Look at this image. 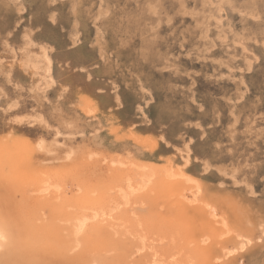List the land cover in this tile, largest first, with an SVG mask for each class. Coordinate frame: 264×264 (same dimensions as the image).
I'll return each mask as SVG.
<instances>
[{
	"label": "rangeland",
	"instance_id": "obj_1",
	"mask_svg": "<svg viewBox=\"0 0 264 264\" xmlns=\"http://www.w3.org/2000/svg\"><path fill=\"white\" fill-rule=\"evenodd\" d=\"M0 221V264H264V0H0Z\"/></svg>",
	"mask_w": 264,
	"mask_h": 264
},
{
	"label": "bare ground",
	"instance_id": "obj_2",
	"mask_svg": "<svg viewBox=\"0 0 264 264\" xmlns=\"http://www.w3.org/2000/svg\"><path fill=\"white\" fill-rule=\"evenodd\" d=\"M43 50H45V49H43ZM44 52V51H43ZM41 54V53H40ZM46 54H47V52H46ZM31 56V55H30ZM43 58H44V56H42ZM43 58H41V60L43 59ZM31 59V58H30ZM50 60L51 59H49V63L51 64L52 62H50ZM46 62H48L47 60H46ZM36 63V62H35ZM37 65H39V64H37ZM43 65H45V64H43ZM42 65V66H43ZM37 67V66H36ZM39 70V69H38ZM41 70V69H40ZM48 73V72H47ZM43 75V74H42ZM46 77V76H45ZM51 80H52V78H51ZM58 134H60V132L58 133ZM58 136V135H57ZM45 141L43 140V139H41L39 142H38V147H39V149L40 150H42V149H44L45 150ZM149 177H151V176H149ZM189 179V178H188ZM146 181V180H145ZM145 181H144V184H145ZM48 182V181H47ZM46 182V183H47ZM147 182V181H146ZM148 183V182H147ZM48 184V183H47ZM46 184V185H47ZM143 184V183H142ZM142 184H140V186L142 187V186H145V185H142ZM50 184H48V186H49ZM130 186V185H129ZM146 187V186H145ZM145 187H144V189H145ZM131 188L133 189V190H135L132 186H131ZM139 188V187H138ZM142 189H143V187H142ZM122 190V189H121ZM123 190H125V189H123ZM132 191V190H131ZM140 191H141V189H140ZM122 192V191H121ZM133 192H135V191H133ZM123 193V192H122ZM132 193V192H131ZM124 196V195H123ZM126 196H128V194L126 195ZM125 198V197H124ZM128 198V197H127ZM130 199V198H129ZM126 201V203L125 204H127L129 201L128 200H125ZM131 203V202H130ZM205 203V202H204ZM129 205V204H128ZM102 214V213H101ZM96 216V215H95ZM104 217V216H103ZM93 219V218H92ZM90 220V219H89ZM94 220V219H93ZM77 221H79V222H77L78 224L76 225L77 226V228H75L77 231H75V232H77V233H79V234H81V232H83L84 230H85V228H86V225H87V219L85 218V217H80V220L77 218ZM76 224V223H75ZM75 226V227H76ZM12 230V229H11ZM11 230H10V228L7 226V225H5V224H3L2 223V221H0V253L6 248V246H7V244L12 240V233H11ZM75 235H77V234H75ZM196 252H198L199 254L201 253V254H204V253H206L207 252V249L206 248H203V247H196ZM201 254H200V256H201ZM79 255V254H78Z\"/></svg>",
	"mask_w": 264,
	"mask_h": 264
},
{
	"label": "crops",
	"instance_id": "obj_3",
	"mask_svg": "<svg viewBox=\"0 0 264 264\" xmlns=\"http://www.w3.org/2000/svg\"><path fill=\"white\" fill-rule=\"evenodd\" d=\"M75 44V43H74ZM43 140L45 141V150L44 149H42L41 151H42V153H45V151H46V149L48 148V146H49V140L47 139V138H43ZM40 141V140H39Z\"/></svg>",
	"mask_w": 264,
	"mask_h": 264
}]
</instances>
